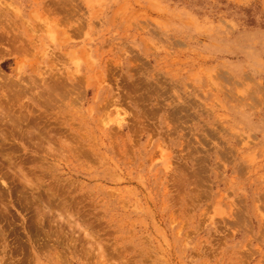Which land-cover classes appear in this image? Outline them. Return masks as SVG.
Here are the masks:
<instances>
[{
    "label": "rangeland",
    "instance_id": "obj_1",
    "mask_svg": "<svg viewBox=\"0 0 264 264\" xmlns=\"http://www.w3.org/2000/svg\"><path fill=\"white\" fill-rule=\"evenodd\" d=\"M0 264H264V0H0Z\"/></svg>",
    "mask_w": 264,
    "mask_h": 264
},
{
    "label": "bare ground",
    "instance_id": "obj_2",
    "mask_svg": "<svg viewBox=\"0 0 264 264\" xmlns=\"http://www.w3.org/2000/svg\"><path fill=\"white\" fill-rule=\"evenodd\" d=\"M102 247V246H101ZM104 248V247H103Z\"/></svg>",
    "mask_w": 264,
    "mask_h": 264
}]
</instances>
